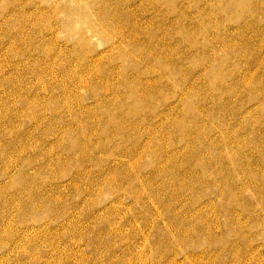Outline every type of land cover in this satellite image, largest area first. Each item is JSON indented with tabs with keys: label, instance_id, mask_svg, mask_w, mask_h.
Instances as JSON below:
<instances>
[{
	"label": "rangeland",
	"instance_id": "obj_1",
	"mask_svg": "<svg viewBox=\"0 0 264 264\" xmlns=\"http://www.w3.org/2000/svg\"><path fill=\"white\" fill-rule=\"evenodd\" d=\"M0 264H264V0H0Z\"/></svg>",
	"mask_w": 264,
	"mask_h": 264
},
{
	"label": "bare ground",
	"instance_id": "obj_2",
	"mask_svg": "<svg viewBox=\"0 0 264 264\" xmlns=\"http://www.w3.org/2000/svg\"><path fill=\"white\" fill-rule=\"evenodd\" d=\"M101 2H102V1H101ZM103 2H104V1H103ZM98 3H99V2H98ZM98 5H99V4H98ZM115 6L117 7V5H115ZM117 8H118V7H117ZM82 9H84V7H83ZM90 10H91V9H90ZM97 10H98V7H97V9H96V13L98 12ZM113 10H114V9H113ZM92 12H93V10H92ZM94 12H95V11H94ZM114 13H115V12H114ZM114 13H113V15H114ZM81 14H83V10H82V13H81ZM99 14H100V12H99ZM102 14H104V13L102 12ZM96 15H97V14H96ZM110 15H111V13H110ZM113 15H112V16H113ZM79 16H81V15L79 14ZM97 16L99 17V15H97ZM81 17H82V16H81ZM84 17H85V14H84ZM130 21H131V20H130ZM88 24H89V23H88ZM96 24H97V26H98V23H93L92 26H93L94 28H96ZM129 26H130V25H129ZM157 26H158V25H157ZM101 27H102V26H101ZM158 27H160V26H158ZM122 28H123V27H122ZM116 29H117V28H116ZM118 29H119V28H118ZM123 29H124V28H123ZM132 29H133V28H132ZM160 29H161V28H160ZM162 30H163V29H162ZM121 31H122V30H121ZM123 32H124V31H123ZM138 33H139V32H138ZM111 34H112V33H111ZM119 34H120V33H119ZM119 34H118V35H119ZM128 34H129V33H128ZM136 34H137V33H136ZM120 35H122V34H120ZM129 37H130V35H129ZM131 37H132V36H131ZM136 38H137V37H136ZM119 40H120V38H119ZM119 40H118V42H120ZM121 41H122V40H121ZM136 41H137V40H136ZM137 42H138V41H137ZM120 43H121V42H120ZM117 44H118V43H117ZM81 80H82V79H81ZM87 81H88V80H87ZM87 81H84V82H87ZM82 82H83V81H82ZM84 82H83V83H84ZM87 85H88V84H87ZM82 86H83V85H82ZM87 87H88V86H87ZM68 95H69V94H68ZM75 96H76V95H75Z\"/></svg>",
	"mask_w": 264,
	"mask_h": 264
}]
</instances>
